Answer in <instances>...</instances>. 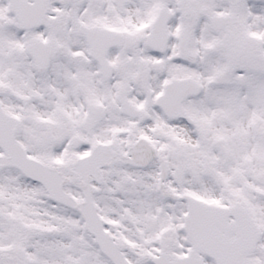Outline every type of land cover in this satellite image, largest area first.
<instances>
[{
  "label": "snow or ice",
  "instance_id": "obj_1",
  "mask_svg": "<svg viewBox=\"0 0 264 264\" xmlns=\"http://www.w3.org/2000/svg\"><path fill=\"white\" fill-rule=\"evenodd\" d=\"M0 264H264V0H0Z\"/></svg>",
  "mask_w": 264,
  "mask_h": 264
}]
</instances>
